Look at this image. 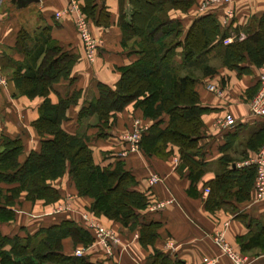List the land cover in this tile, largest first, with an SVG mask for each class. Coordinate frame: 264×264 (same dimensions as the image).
Instances as JSON below:
<instances>
[{
    "label": "crops",
    "instance_id": "1",
    "mask_svg": "<svg viewBox=\"0 0 264 264\" xmlns=\"http://www.w3.org/2000/svg\"><path fill=\"white\" fill-rule=\"evenodd\" d=\"M70 1L38 0L18 7L12 0H1L0 137L6 135L23 140L24 151L20 160L25 158L28 151L39 147L41 138L31 122L38 117V107L43 98L30 99L20 95L12 80L11 69L3 66V59L4 56L16 61L24 59V54L16 48L17 34L21 29L33 37L40 34L41 30L49 28L50 38L57 41L62 50L78 57L70 77L61 78L54 83V91L48 96L55 103L60 96L69 97L73 92H80L77 102L68 108V119L62 123V127L70 133H85L89 136L88 145L93 151L96 163L106 166L119 158L124 162L125 168L136 176L138 182L135 189L147 194L149 198L148 207L142 214L146 219L160 223L154 247L184 264H232L213 241V236L223 231L234 250L249 258L248 264H264V196L258 197L256 193V173L247 198L238 197L242 195L239 194L241 186L234 179L226 195L222 190L216 192L213 189L216 175L227 168L221 161L222 157L230 158L233 167L240 169L250 165L248 160L255 156L262 144L261 141L258 144L254 142V138L264 129V117L253 115L248 108V100L259 87L261 66L256 67L246 60L242 64L249 65L251 71L238 73L223 65L222 56L224 45L242 40L248 32L257 29L259 20L264 15V0H233L229 4L233 12L231 17L226 16L228 5L203 6L204 0H195L185 12L179 9H170L168 12L171 18L180 19L184 28L196 16L211 13L220 22L221 28L228 30L227 38L230 40L228 43L223 42V46L211 50L203 58L215 67L213 74L203 75L196 67L186 68V71L193 70L198 76L195 89L199 94L200 104L207 108L201 117V152L195 156L196 160L202 161L203 173L194 182L188 176L189 169L182 166L175 146L167 147L172 148L169 155H146L140 148L137 151L127 149L125 136L134 116L148 126L152 123L150 118L142 117L141 111L135 109L133 103H128L116 113L108 135L104 138L98 137L95 115L77 120V112L81 106L98 97V83L104 82L113 86L120 75L117 67L133 62L137 55L122 45L119 0H99L98 8L104 3L109 11V25H96L89 20L91 34L100 43L98 42L94 60H88L84 55L83 43L73 15L66 12ZM77 2L81 6L84 0ZM131 7L129 0H123L126 14H130ZM28 44L35 47L34 41H28ZM180 50L177 49L175 56L177 62L182 61ZM208 84L220 87L222 94L217 95L209 90ZM228 113L235 120L232 126L223 125V119ZM167 119L168 116L164 115V121ZM107 151L110 153L104 156L103 152ZM65 177L64 175L54 182L60 186V190L63 187L58 182ZM153 177L157 181L150 183ZM68 189L73 195L74 206L79 208L76 209L78 212L89 206L91 199L78 196L73 184L68 185ZM23 197L24 194H21L19 201L24 202L16 203V216L10 222L13 233L14 230L24 228L20 226L22 224L25 230L33 233L40 226L58 223L62 219H72L87 228L94 241L85 247L81 243L74 244L70 237H66L62 240V251L65 254L77 256L74 250L80 249V256H85L91 263L148 264L153 246L143 247L140 244L137 229L129 230L104 216H92L88 221L82 222L71 213L54 211L53 203L36 201L44 207L43 211L38 212L39 209L35 208L36 202L33 204L25 201ZM208 197H211L209 202ZM23 220L27 223L20 224ZM92 224L111 230L118 241L106 244L98 242ZM256 235L260 240L258 243L254 239Z\"/></svg>",
    "mask_w": 264,
    "mask_h": 264
},
{
    "label": "trees",
    "instance_id": "2",
    "mask_svg": "<svg viewBox=\"0 0 264 264\" xmlns=\"http://www.w3.org/2000/svg\"><path fill=\"white\" fill-rule=\"evenodd\" d=\"M98 2L84 0L81 9L88 20L107 26L109 11L104 3L98 8ZM119 2L122 45L136 54L137 59L117 67L120 75L113 86L98 83V97L81 106L77 120L95 115L98 137L104 138L116 113L133 102L145 118L152 120L141 136L140 149L146 155H169L172 148L167 147H177L182 166L189 169V178L197 181L202 176L203 165L195 156L201 152V117L207 108L200 104L195 89L198 76L186 68L196 67L203 75L213 74L215 67L203 58L224 45L228 30L222 29L211 13L196 16L187 28L180 19L168 15L170 9L187 11L195 0H129L130 14L124 12L123 0ZM48 29L33 37L21 29L16 48L24 54V59L16 61L8 56L3 59V66L14 68L11 75L18 93L30 99H43L38 117L32 122L41 138L38 149L28 151L20 160L23 140L6 135L1 138L0 222L14 220L15 205L21 194L31 203L36 200L44 204L57 202L62 192L54 182L69 174L77 195L92 199L89 210L93 215L105 216L129 230L137 229L140 244L153 246L148 264H184L154 247L160 223L142 214L149 204L148 195L135 189L136 176L125 168L124 162L118 158L106 166L96 163L88 145L89 136L70 133L62 127L68 119V108L77 102L80 92H73L69 97L60 96L55 103L48 96L54 91V83L70 77L78 57L62 50L58 42L50 38ZM28 41H34L35 47H30ZM223 47L222 63L229 69L250 72L249 65L242 64L246 60L256 67L262 66L264 15L257 29ZM178 48L181 49V62L175 60ZM164 115L168 116L167 121ZM260 141L264 142V129L254 138L257 144ZM221 161L227 168L216 175L213 189L222 190L226 195L234 179L241 186L239 194L242 195L238 197L247 198L255 166L250 164L237 169L226 156ZM66 237L85 247L94 241L91 232L72 219L40 226L33 233L24 229L22 233L7 234L0 230V264H100L89 262L85 256L65 254L62 240ZM254 239L256 243L260 241L258 235Z\"/></svg>",
    "mask_w": 264,
    "mask_h": 264
},
{
    "label": "built area",
    "instance_id": "3",
    "mask_svg": "<svg viewBox=\"0 0 264 264\" xmlns=\"http://www.w3.org/2000/svg\"><path fill=\"white\" fill-rule=\"evenodd\" d=\"M1 1V0H0ZM233 0H204L203 6L208 5H228L226 9V16L231 17L233 12L229 7V4ZM66 12L72 14L74 18V23L78 34L82 40L84 53L86 57L92 61L97 52L98 42L93 38L90 28L89 21L87 20L86 15L80 9V6L77 0H71L70 5L67 8ZM58 15V14H57ZM230 40L226 38L223 40L224 43H228ZM259 87L254 96L249 100L248 107L250 113L253 115L264 117V64L260 67L259 73ZM207 88L217 95L222 94V89L217 88L213 84H208ZM234 117L231 114H226L223 119L224 126H232L234 124ZM145 127L140 125L138 120H135L134 127L131 133L126 134L125 139L128 142V148L131 151L138 149V143L140 141L141 135ZM248 163L255 166L256 177H255V189L258 197L264 196V142L263 145L257 150L255 156L248 160ZM157 181L156 177L151 178L150 183ZM208 191V189H206ZM98 239L104 242L108 237V232H103L102 230L96 232ZM214 243L221 250V253L226 255L232 264H248L249 258L236 250L231 246V244L226 240L223 231L217 232L213 236ZM81 251L77 250L76 254L81 255Z\"/></svg>",
    "mask_w": 264,
    "mask_h": 264
},
{
    "label": "rangeland",
    "instance_id": "4",
    "mask_svg": "<svg viewBox=\"0 0 264 264\" xmlns=\"http://www.w3.org/2000/svg\"><path fill=\"white\" fill-rule=\"evenodd\" d=\"M0 3H1V1H0ZM79 4V3H78ZM79 6H80V4H79ZM80 9H81V6H80ZM82 10V9H81ZM88 20V19H87ZM89 21V20H88ZM94 38V37H93ZM95 39V38H94ZM96 40V39H95ZM97 42H99V40H96ZM100 43V42H99ZM84 55H85V53H84ZM85 57H86V55H85ZM87 58V57H86ZM95 58V57H94ZM88 59V58H87ZM89 60V59H88ZM94 60V59H93ZM5 68H10L11 69V73L13 72V67H8V66H4ZM217 88H219V89H221L220 87H218V86H216ZM257 92V91H256ZM254 96V95H253ZM252 96V97H253ZM251 97V98H252ZM250 98V99H251ZM249 99V100H250ZM249 100H248V102H249ZM133 103V102H132ZM134 106V105H133ZM249 108V107H248ZM135 109H137V108H135ZM250 112V111H249ZM142 117H144L143 116V114H142ZM113 118V117H112ZM111 118V119H112ZM115 118V117H114ZM97 119V118H96ZM135 120H138L139 122H140V125L142 126V127H145V130L143 131V132H145L147 129H148V125L146 124V123H144V122H142L141 121V119L140 118H135V116H134V118L132 119V123H131V127L127 130V132H126V134H128V133H131L132 132V130H133V127H134V122H135ZM34 121V120H33ZM32 121V122H33ZM32 122H31V125L34 127V125L32 124ZM98 122V121H97ZM112 122H113V119H112ZM35 128V127H34ZM36 129V128H35ZM107 130V129H106ZM99 131V130H98ZM97 131V132H98ZM106 132V131H105ZM143 134V133H142ZM108 135V134H107ZM142 136V135H141ZM1 138H2V136L0 137V143H1ZM140 140H141V138H140ZM127 141V140H126ZM127 144H128V142H127ZM262 145H263V143H262ZM261 145V146H262ZM129 146V145H128ZM260 146V147H261ZM140 148V141H139V143H138V149ZM127 149H128V147H127ZM137 149V150H138ZM0 150H1V144H0ZM137 150H135V151H137ZM24 151V150H23ZM110 152H103V155L104 156H106L107 154H109ZM23 154V153H22ZM65 178L62 180V181H59L58 182V184H60L61 185V187H63L60 191L62 192V195H61V197H60V199L57 201V202H54L53 203V205H54V211H56V212H61V213H64L63 211H65V212H67V213H71V214H73L74 216H76L77 218H79L80 220L79 221H82V222H85V221H88L90 218H92V216L94 217V218H96L97 216H95V215H93V213L89 210V206H90V204H91V202H90V204H89V206H87V207H85V208H83L81 211H77L76 209H79V208H77V207H75L74 206V198H73V195H72V193H70L69 191V189H68V185H70V184H73L74 185V183H73V181H72V179L70 178V176H69V174H65ZM67 178V179H66ZM70 181H71V183H70ZM55 186H57V185H55ZM1 187V186H0ZM58 188H60V186H57ZM67 187V188H66ZM91 199V198H90ZM20 200V197H19V199L17 200V202H20L19 201ZM36 201H41V202H43L42 200H36ZM35 201V202H36ZM91 201H92V199H91ZM24 202V201H23ZM23 202L21 203L20 202V204H23ZM33 204H34V202H32ZM44 203V202H43ZM57 203V204H56ZM40 204V205H39ZM35 205H37L35 208L36 209H39V211L38 212H41V211H43V209H44V207L42 206V204L41 203H39V202H36L35 203ZM38 207V208H37ZM37 212V213H38ZM78 213V214H77ZM20 217H21V213H20ZM105 217V216H104ZM21 223H27L25 220H23V222H20V224ZM20 226H22V227H24V228H19L17 231H15L14 230V232H20V233H22V231L25 229V226L22 224V225H20ZM17 227V226H16ZM92 227H94V229H95V232H97V231H100V230H102L103 232H108V237L106 238V240H104V242L103 241H101L100 239H98L99 241L98 242H100V243H102V244H106V243H108V242H117L118 241V239L114 236V234L111 232V230H107L106 228H103V227H101V226H95V224H92ZM15 229V228H14ZM0 230L3 232V233H7V234H12L13 232H12V228H11V223L8 221V222H0ZM134 230H136V229H134ZM133 231V230H132ZM138 236H139V233H138ZM97 237V236H96ZM98 238V237H97ZM77 250H80V249H76V250H74V253L76 254V251ZM81 251V250H80ZM82 252V251H81ZM82 254V253H81ZM77 256H80L79 254H76Z\"/></svg>",
    "mask_w": 264,
    "mask_h": 264
},
{
    "label": "water",
    "instance_id": "5",
    "mask_svg": "<svg viewBox=\"0 0 264 264\" xmlns=\"http://www.w3.org/2000/svg\"><path fill=\"white\" fill-rule=\"evenodd\" d=\"M18 7L25 6L31 2H37L38 0H12Z\"/></svg>",
    "mask_w": 264,
    "mask_h": 264
}]
</instances>
